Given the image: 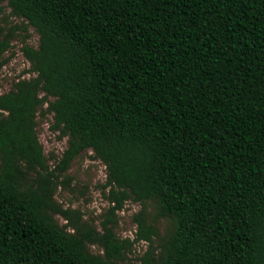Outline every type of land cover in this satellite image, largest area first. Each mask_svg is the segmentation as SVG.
<instances>
[{"label": "trees", "instance_id": "trees-1", "mask_svg": "<svg viewBox=\"0 0 264 264\" xmlns=\"http://www.w3.org/2000/svg\"><path fill=\"white\" fill-rule=\"evenodd\" d=\"M2 3L39 40L21 49L34 76L0 94V264H121L140 241V264H264V0ZM12 38L0 24V57ZM44 105L58 173L93 152L112 214L152 201L170 221L159 249L142 211L131 242L56 206Z\"/></svg>", "mask_w": 264, "mask_h": 264}, {"label": "rangeland", "instance_id": "rangeland-1", "mask_svg": "<svg viewBox=\"0 0 264 264\" xmlns=\"http://www.w3.org/2000/svg\"><path fill=\"white\" fill-rule=\"evenodd\" d=\"M0 24L13 35L10 49L0 57V61L6 60L0 71V94H3L10 91L17 81L34 76L27 73L30 65L23 57L21 49L24 46L37 48L39 36L23 19L12 16L6 3L0 4ZM46 107L47 105H44L38 111L36 133L49 170L58 175L56 167L67 148V138H60L59 131L51 130V114L40 115ZM55 182L56 206L74 212L73 220L78 219L77 222L81 226L91 227L100 233L103 232V226H106L119 240L128 239L133 242L137 232L135 218L142 211L140 216L147 226L156 231V235L152 237V247L155 249H159L172 228L169 220L157 216L156 205L152 201H146L142 205L129 200L124 203L121 211L112 214L113 204L108 198L109 188H105L106 167L90 150L75 158L68 169L58 175ZM54 219L60 227L67 226V221L61 216L57 215ZM67 231L73 232L70 228H67ZM148 248L149 244L146 242L133 243L121 264H140V258ZM87 251L92 255L103 254L98 245H87Z\"/></svg>", "mask_w": 264, "mask_h": 264}]
</instances>
